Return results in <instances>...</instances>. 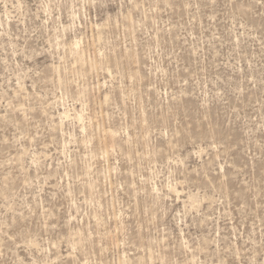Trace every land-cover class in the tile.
Listing matches in <instances>:
<instances>
[{
  "label": "rangeland",
  "instance_id": "rangeland-1",
  "mask_svg": "<svg viewBox=\"0 0 264 264\" xmlns=\"http://www.w3.org/2000/svg\"><path fill=\"white\" fill-rule=\"evenodd\" d=\"M0 264H264V0H0Z\"/></svg>",
  "mask_w": 264,
  "mask_h": 264
}]
</instances>
